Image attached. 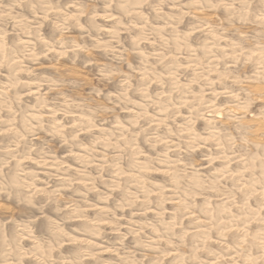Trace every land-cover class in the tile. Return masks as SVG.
Instances as JSON below:
<instances>
[{
    "label": "clouds",
    "instance_id": "9594fccd",
    "mask_svg": "<svg viewBox=\"0 0 264 264\" xmlns=\"http://www.w3.org/2000/svg\"><path fill=\"white\" fill-rule=\"evenodd\" d=\"M102 19L113 23L102 26ZM45 21L53 26L48 37ZM144 43L153 47L141 51ZM100 54L113 63L102 62ZM135 54L138 66L130 62ZM182 62L204 73L192 77L179 98L147 91L148 73L163 67L184 75ZM212 73L214 85L207 80ZM194 86L205 95L211 88L213 103L202 105ZM185 98L193 103L185 105ZM216 101L224 104L222 120L215 119L221 110ZM175 104L190 110L179 123ZM256 105L264 117V0H0V264H161L146 250L159 252L161 240L181 235L161 222L153 240L152 225L134 217L155 210L159 220L161 191L171 189L175 199L192 191L202 169L211 176L247 159L257 137L245 117ZM148 109L171 127L161 133L145 115ZM201 119L206 127L197 133ZM256 163L264 182V150ZM66 191L74 196L65 198ZM179 203L174 228L196 210L190 197ZM25 211L27 220H18ZM40 222L50 242L34 235ZM110 235L117 239L105 247ZM129 238L140 259L131 258ZM107 252L115 258L105 260Z\"/></svg>",
    "mask_w": 264,
    "mask_h": 264
},
{
    "label": "rangeland",
    "instance_id": "374dc122",
    "mask_svg": "<svg viewBox=\"0 0 264 264\" xmlns=\"http://www.w3.org/2000/svg\"><path fill=\"white\" fill-rule=\"evenodd\" d=\"M98 7H102V5H98ZM25 15L29 14L25 13ZM100 15L103 16L104 14L100 13ZM217 15L222 19L224 12L220 11ZM10 18L23 26L24 21L22 19L17 17ZM29 19H31L30 16ZM99 23L102 26H110L113 22L108 19H102ZM155 26L161 29L164 27L162 22ZM140 27L141 25H137V28ZM9 31H11V27H9ZM52 31L53 26L45 21L42 34L48 37L52 34ZM70 31L74 36L79 35L80 32L79 29H70ZM101 36L105 41L110 38L103 33ZM125 37L126 34L121 35L122 40H125ZM134 40H136L135 35L127 37L124 48H131ZM139 47L143 51L145 48L151 49L153 44L144 43L140 44ZM176 52H180L179 48L176 49ZM180 54L182 55V53ZM99 58L102 62L113 63L107 59L105 54H100ZM130 62L133 66H138L140 63L139 55H133L130 58ZM219 63L222 64L223 62L220 61ZM179 67L184 75L166 73L163 67L157 68L155 73H148L146 78L149 79L150 86L147 91L149 93L160 91L161 95L172 101L174 97H180L182 89L188 88L192 77L199 78L204 73V69L195 64L190 65L182 62ZM216 71L223 74L222 68H217ZM161 76L167 78V84L164 79H161ZM185 76L188 77V81H186ZM217 79L218 77L215 73L207 75L210 85H214ZM108 90L115 92L116 86L110 84ZM32 91L39 95L35 88ZM44 91L47 92V89L45 88ZM216 91H219V88ZM193 92L200 95V103L202 105L213 103L208 99V95L211 94V88L208 90V95L201 93V89L198 86L193 87ZM32 103H36L35 97L32 98ZM183 103L188 105L193 103V101L185 98ZM49 107H51V104ZM214 108L221 109L216 111L215 119L222 120L224 118L222 111L224 108L223 102L216 101ZM258 108L259 105H256L250 109L251 114L245 117V121L255 127L257 137L251 145L252 151L247 154V159L242 156L238 164H229L224 168H218L211 176L208 175V169H202L203 175L197 174L192 178V191L177 195L175 199H173L171 189L166 188L161 191L159 199L162 204L163 215L159 220L155 210L148 211L146 216L134 217L139 224L152 225L150 234L153 240H156L157 233L160 232L158 224L161 222L166 229H174L182 237L180 240H171L168 243H164L161 240L159 244L160 251L155 252L152 249H148L145 252L146 255L150 254L153 259L160 260L161 264H264V182L260 179V172L256 163L259 160L260 151L264 150V138H262L264 137V130L258 131L262 127L261 120H264V117L261 116ZM175 110L177 112L175 117L177 123L183 117L189 115L190 111L187 107L181 108L179 104H175ZM145 115L157 121L156 126L161 129V133L164 132L165 125L169 128L171 127L163 115L154 113L151 109H148ZM206 123V119L196 121L194 130L197 133L202 132L206 127ZM83 139L87 144L88 139ZM58 155H64V151L61 150ZM197 157H199V153H197ZM89 171L93 176L97 174L94 168ZM153 175H156V178L159 179L157 174ZM63 195L68 198L73 197L74 193L66 191ZM186 197L191 198L196 210L192 211L187 218L180 217V227L174 228L176 217L173 213L181 208L179 201ZM75 198L79 199L78 196H75ZM87 199L92 204L97 202L95 195H89ZM92 214L89 213V215ZM123 215L131 218L132 212H126ZM27 218V211L17 216L18 220H27ZM124 223L126 224L127 220ZM34 235L47 238L49 242L51 241L47 226L43 222L37 223ZM78 238L85 239L86 237L78 236ZM116 239L115 235L108 236L105 247H110L111 244L115 243ZM25 243L27 244L28 242L26 241ZM126 244L131 258L140 259L141 257L136 254L131 238L126 241ZM68 251L69 248L66 246L64 252L67 254ZM114 258L110 252L104 254L105 260Z\"/></svg>",
    "mask_w": 264,
    "mask_h": 264
},
{
    "label": "bare ground",
    "instance_id": "6f19581e",
    "mask_svg": "<svg viewBox=\"0 0 264 264\" xmlns=\"http://www.w3.org/2000/svg\"><path fill=\"white\" fill-rule=\"evenodd\" d=\"M264 130V127H260L259 129H258V131H263ZM264 201V200H263Z\"/></svg>",
    "mask_w": 264,
    "mask_h": 264
}]
</instances>
